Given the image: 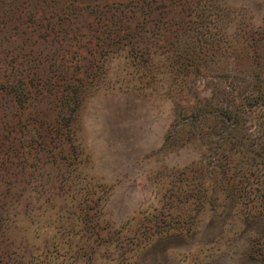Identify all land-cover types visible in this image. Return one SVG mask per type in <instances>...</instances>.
Segmentation results:
<instances>
[{
  "label": "rangeland",
  "instance_id": "rangeland-1",
  "mask_svg": "<svg viewBox=\"0 0 264 264\" xmlns=\"http://www.w3.org/2000/svg\"><path fill=\"white\" fill-rule=\"evenodd\" d=\"M244 91L264 0H0V264H264Z\"/></svg>",
  "mask_w": 264,
  "mask_h": 264
},
{
  "label": "trees",
  "instance_id": "trees-1",
  "mask_svg": "<svg viewBox=\"0 0 264 264\" xmlns=\"http://www.w3.org/2000/svg\"><path fill=\"white\" fill-rule=\"evenodd\" d=\"M243 94H245V95H243V99H241V104H240V106H241L240 107V111L243 114L245 113V111H247V108L248 107L252 108V107H255L257 105V108L258 107L260 109H263L264 108L263 107V104L261 102L262 100H264V94L263 95H259L256 98L251 97V92L248 93L247 91L246 92L244 91ZM233 114L234 113L232 111H228V109H227L225 112L224 111L223 112L221 111L220 114H219V116H221L222 118H225L227 116H230V118H232L234 116ZM236 114H239V113H236ZM240 115H241V113H240ZM236 192H237V190H236Z\"/></svg>",
  "mask_w": 264,
  "mask_h": 264
},
{
  "label": "crops",
  "instance_id": "crops-1",
  "mask_svg": "<svg viewBox=\"0 0 264 264\" xmlns=\"http://www.w3.org/2000/svg\"><path fill=\"white\" fill-rule=\"evenodd\" d=\"M167 240L164 239V244L163 247L165 246V250L167 251H171L172 250V247L170 245L173 244V241L176 239V242H181V243H184V242H188V240H192L191 237L187 236V235H173V236H169L168 238H166ZM174 249V248H173ZM182 251V249H180ZM185 251H187V248L185 249ZM183 250V251H184Z\"/></svg>",
  "mask_w": 264,
  "mask_h": 264
},
{
  "label": "clouds",
  "instance_id": "clouds-1",
  "mask_svg": "<svg viewBox=\"0 0 264 264\" xmlns=\"http://www.w3.org/2000/svg\"><path fill=\"white\" fill-rule=\"evenodd\" d=\"M237 31H238V25H232L229 26V28L226 30V34L229 36H234Z\"/></svg>",
  "mask_w": 264,
  "mask_h": 264
}]
</instances>
